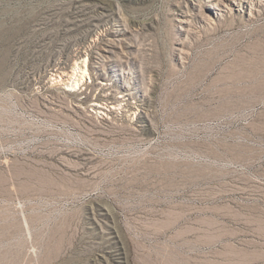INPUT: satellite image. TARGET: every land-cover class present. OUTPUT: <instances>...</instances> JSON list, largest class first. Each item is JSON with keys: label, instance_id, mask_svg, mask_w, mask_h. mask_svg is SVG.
<instances>
[{"label": "rangeland", "instance_id": "obj_1", "mask_svg": "<svg viewBox=\"0 0 264 264\" xmlns=\"http://www.w3.org/2000/svg\"><path fill=\"white\" fill-rule=\"evenodd\" d=\"M262 60L264 0H0V264H264Z\"/></svg>", "mask_w": 264, "mask_h": 264}, {"label": "bare ground", "instance_id": "obj_2", "mask_svg": "<svg viewBox=\"0 0 264 264\" xmlns=\"http://www.w3.org/2000/svg\"><path fill=\"white\" fill-rule=\"evenodd\" d=\"M82 63H84V62H81V64H75L74 66V71L72 72V75H70L69 77H68V79H72L73 80V82H72V86L74 85V86H78L79 85V83L81 82V81H83V79L84 78H86V76L88 77V75H89V73H88V69H87V66H86V64H82ZM79 65H81V66H79ZM254 65H255V67H253L250 71L253 73L252 74V77H253V79H254V81L256 82V84H257V86L256 87H260V88H264V60H262V61H256V62H254ZM55 76V75H54ZM74 76V77H73ZM73 77V78H72ZM70 82V81H69ZM68 83V82H67ZM73 86V87H74ZM99 101V100H98ZM97 101V102H98ZM102 105H103V107L104 108H102ZM117 105H116V103L115 102H110L109 104H100V103H94L93 104V107H95L96 109H104V110H106L107 112H112V110H114L115 109V107H116ZM4 169V168H3ZM31 171V170H30ZM20 173V172H19ZM11 174H13V173H11ZM22 174V173H21ZM18 175V174H17ZM2 176V175H1ZM20 176H22V175H20ZM35 176H37V175H35ZM12 177V176H11ZM16 177V176H15ZM29 178V177H28ZM27 178V179H28ZM34 178V177H33ZM38 178V177H37ZM41 178V177H40ZM17 179H19V178H17ZM4 180V179H3ZM40 180H42V179H40ZM5 181V180H4ZM31 181V180H30ZM5 183V182H4ZM26 183V182H25ZM41 183V182H40ZM62 183V182H61ZM6 184V183H5ZM29 184V183H28ZM49 184H51V183H49ZM63 184L65 185L66 184V182H63ZM2 185H3V183H2ZM39 185V184H38ZM53 185V184H52ZM41 186V185H40ZM44 186V185H43ZM58 186V185H57ZM49 187V186H48ZM54 187V186H53ZM56 187V186H55ZM40 189V188H39ZM34 190V189H33ZM45 191H46V189H44ZM43 191V190H42ZM48 191V190H47ZM36 192V191H35ZM217 225H219V224H212V226H217ZM214 227V228H215ZM4 228V227H3ZM9 228V227H8ZM2 229V228H1ZM5 231V230H4ZM3 232V231H2Z\"/></svg>", "mask_w": 264, "mask_h": 264}]
</instances>
